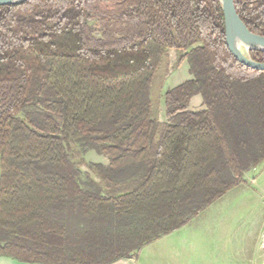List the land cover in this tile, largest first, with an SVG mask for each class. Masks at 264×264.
I'll return each mask as SVG.
<instances>
[{
  "label": "trees",
  "instance_id": "obj_1",
  "mask_svg": "<svg viewBox=\"0 0 264 264\" xmlns=\"http://www.w3.org/2000/svg\"><path fill=\"white\" fill-rule=\"evenodd\" d=\"M233 3L264 36V0ZM92 25L103 27L100 36ZM167 50L180 52L177 66L186 60L191 79L165 92L160 124L150 87ZM250 56L264 63V52ZM197 95L204 110L188 111ZM71 142L107 158L89 169L113 189L82 188ZM263 162L264 71L228 50L218 0L0 6V256L37 264L136 257Z\"/></svg>",
  "mask_w": 264,
  "mask_h": 264
},
{
  "label": "rangeland",
  "instance_id": "obj_2",
  "mask_svg": "<svg viewBox=\"0 0 264 264\" xmlns=\"http://www.w3.org/2000/svg\"><path fill=\"white\" fill-rule=\"evenodd\" d=\"M92 27L95 36H100L104 30L98 25ZM179 55L180 52L175 50L166 51L150 87L152 116L160 124L168 120L164 94L167 87L169 88L168 81L178 67ZM187 110L194 112L197 109ZM67 155L78 173V180L83 189L96 192L114 188L102 182L97 174L89 169L90 165L106 166V157L74 142L68 145ZM243 180L241 185L229 190L186 226L163 237L153 246L161 249H186L187 258L192 264H222L229 249L244 246L245 237L251 233L252 236L255 235L257 257L259 260L264 259V162L245 173ZM117 184L115 189L120 190L123 185ZM69 220L74 221L75 218L70 217Z\"/></svg>",
  "mask_w": 264,
  "mask_h": 264
},
{
  "label": "crops",
  "instance_id": "obj_3",
  "mask_svg": "<svg viewBox=\"0 0 264 264\" xmlns=\"http://www.w3.org/2000/svg\"><path fill=\"white\" fill-rule=\"evenodd\" d=\"M184 65V68L182 66ZM187 67V68H186ZM191 79L187 61H182L176 71L172 74L168 81L167 90L178 86L179 84ZM188 108H196V111L204 110L201 96L197 95L191 98ZM195 218V217H194ZM189 223V222H188ZM187 223V224H188ZM186 224V225H187ZM185 225V226H186ZM184 227V226H183ZM173 233V232H172ZM170 233V234H172ZM165 235V236H169ZM245 237V245L234 249H229L228 254L223 259L222 264H264V259L259 260L257 257V249L255 245V235L251 233ZM155 240L154 242L141 248L136 257L121 258L109 264H192L187 258V250H173L169 248L161 249L153 246L158 243L163 237ZM253 237V241H252ZM0 264H37V263H24L16 261L9 257L0 256Z\"/></svg>",
  "mask_w": 264,
  "mask_h": 264
},
{
  "label": "water",
  "instance_id": "obj_4",
  "mask_svg": "<svg viewBox=\"0 0 264 264\" xmlns=\"http://www.w3.org/2000/svg\"><path fill=\"white\" fill-rule=\"evenodd\" d=\"M26 0H0V6L20 4ZM224 19L225 43L235 59L245 66L264 71V63L254 61L251 51L264 52V36L250 32L236 13L233 0H218Z\"/></svg>",
  "mask_w": 264,
  "mask_h": 264
}]
</instances>
